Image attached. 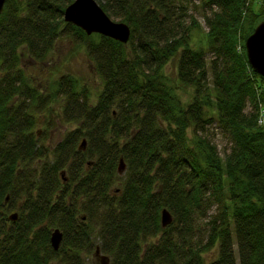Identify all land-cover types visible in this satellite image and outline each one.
<instances>
[{
  "label": "trees",
  "instance_id": "obj_1",
  "mask_svg": "<svg viewBox=\"0 0 264 264\" xmlns=\"http://www.w3.org/2000/svg\"><path fill=\"white\" fill-rule=\"evenodd\" d=\"M73 1L6 0L0 15V264H86L96 248L109 264H264V79L244 47L264 0H105L130 28L126 46L65 23ZM190 9L207 28L197 48ZM61 39L90 60L94 102L71 75L30 76ZM59 99L77 127L47 150L35 114ZM214 130L228 141L223 154Z\"/></svg>",
  "mask_w": 264,
  "mask_h": 264
},
{
  "label": "rangeland",
  "instance_id": "obj_2",
  "mask_svg": "<svg viewBox=\"0 0 264 264\" xmlns=\"http://www.w3.org/2000/svg\"><path fill=\"white\" fill-rule=\"evenodd\" d=\"M95 1L98 4L105 2V0ZM259 3V0H255L256 8L258 7ZM189 12L193 14V17L197 20L202 28L200 32L193 31L190 35L191 47L197 48L198 45H204L203 38L207 28L205 27L200 10L190 9ZM111 20L114 22H120L117 18H111ZM49 59V65L30 68L28 70L30 76H33L37 81L40 79L47 81L50 79L57 80L66 74L71 75L80 80L81 84L87 88V93L90 95L91 101H95V96L100 90V80L96 75L93 66L90 63V60L87 58L83 48L77 47L70 39H61L57 43L55 53L51 54ZM165 72L166 75L169 76L176 72V65L174 61L167 65ZM258 90L260 93H262L264 91V86L259 84ZM189 93L190 91L187 89H182V91H179V95L181 96L183 103H186L189 100ZM62 106L63 101L61 99L53 100L49 105V111L46 109L35 114V126L33 128V133L34 135L37 134L38 140L40 141L39 145L44 146V148H47V150H52L54 146L61 141L65 134L77 127L76 123H67L62 120ZM262 109L264 112V104ZM260 126L264 128V113L262 125ZM213 133H215L213 141L217 145L220 154H223V152L229 147L228 141L216 130H214ZM60 174L65 176L64 171H62ZM14 211H11V213ZM215 251L216 250H213L209 254L204 255L206 262L216 258ZM94 252L89 256L88 259H86V264H101L100 258H94Z\"/></svg>",
  "mask_w": 264,
  "mask_h": 264
},
{
  "label": "water",
  "instance_id": "obj_3",
  "mask_svg": "<svg viewBox=\"0 0 264 264\" xmlns=\"http://www.w3.org/2000/svg\"><path fill=\"white\" fill-rule=\"evenodd\" d=\"M6 0H0V15ZM65 23L81 29L86 35L98 34L110 38L123 45H128L130 28L122 22L112 21L95 0H74L68 5L63 14ZM247 62L250 69L264 79V21H261L244 42ZM81 150L85 149V140L81 141ZM124 163L119 161L118 173L124 171ZM8 197H6V201ZM11 222L17 220V213L10 214ZM173 222V217L167 209L161 210V227L166 228ZM62 241V233L55 229L50 235V244L57 251ZM94 258H100L101 264H109L110 259L102 255L99 248L95 249Z\"/></svg>",
  "mask_w": 264,
  "mask_h": 264
},
{
  "label": "clouds",
  "instance_id": "obj_4",
  "mask_svg": "<svg viewBox=\"0 0 264 264\" xmlns=\"http://www.w3.org/2000/svg\"><path fill=\"white\" fill-rule=\"evenodd\" d=\"M260 111H261V113H260L259 121L261 120V122L258 121V124H259V125H262V121H263V113H264V112H263V109H262V108H261Z\"/></svg>",
  "mask_w": 264,
  "mask_h": 264
},
{
  "label": "flooded vegetation",
  "instance_id": "obj_5",
  "mask_svg": "<svg viewBox=\"0 0 264 264\" xmlns=\"http://www.w3.org/2000/svg\"><path fill=\"white\" fill-rule=\"evenodd\" d=\"M13 213H17V212H13ZM13 213H11V214H13Z\"/></svg>",
  "mask_w": 264,
  "mask_h": 264
},
{
  "label": "built area",
  "instance_id": "obj_6",
  "mask_svg": "<svg viewBox=\"0 0 264 264\" xmlns=\"http://www.w3.org/2000/svg\"><path fill=\"white\" fill-rule=\"evenodd\" d=\"M259 122H261V120Z\"/></svg>",
  "mask_w": 264,
  "mask_h": 264
}]
</instances>
